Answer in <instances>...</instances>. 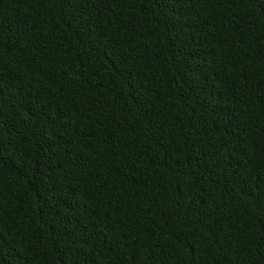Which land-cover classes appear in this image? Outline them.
Masks as SVG:
<instances>
[{
  "label": "trees",
  "instance_id": "trees-1",
  "mask_svg": "<svg viewBox=\"0 0 264 264\" xmlns=\"http://www.w3.org/2000/svg\"><path fill=\"white\" fill-rule=\"evenodd\" d=\"M0 264H264V0H0Z\"/></svg>",
  "mask_w": 264,
  "mask_h": 264
}]
</instances>
